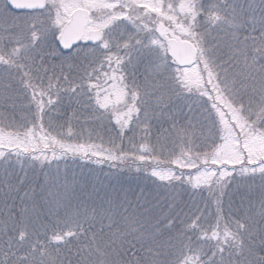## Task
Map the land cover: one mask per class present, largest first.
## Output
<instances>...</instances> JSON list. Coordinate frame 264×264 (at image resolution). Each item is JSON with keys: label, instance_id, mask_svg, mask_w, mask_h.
I'll list each match as a JSON object with an SVG mask.
<instances>
[{"label": "snow or ice", "instance_id": "obj_1", "mask_svg": "<svg viewBox=\"0 0 264 264\" xmlns=\"http://www.w3.org/2000/svg\"><path fill=\"white\" fill-rule=\"evenodd\" d=\"M0 264H264V0H0Z\"/></svg>", "mask_w": 264, "mask_h": 264}]
</instances>
